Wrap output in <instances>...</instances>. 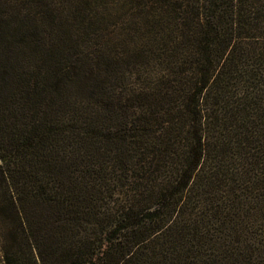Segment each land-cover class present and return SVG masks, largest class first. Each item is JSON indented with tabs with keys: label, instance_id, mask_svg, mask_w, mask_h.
Returning <instances> with one entry per match:
<instances>
[{
	"label": "trees",
	"instance_id": "obj_1",
	"mask_svg": "<svg viewBox=\"0 0 264 264\" xmlns=\"http://www.w3.org/2000/svg\"><path fill=\"white\" fill-rule=\"evenodd\" d=\"M1 264H264V0H0Z\"/></svg>",
	"mask_w": 264,
	"mask_h": 264
},
{
	"label": "rangeland",
	"instance_id": "obj_2",
	"mask_svg": "<svg viewBox=\"0 0 264 264\" xmlns=\"http://www.w3.org/2000/svg\"><path fill=\"white\" fill-rule=\"evenodd\" d=\"M1 264V263H0Z\"/></svg>",
	"mask_w": 264,
	"mask_h": 264
}]
</instances>
